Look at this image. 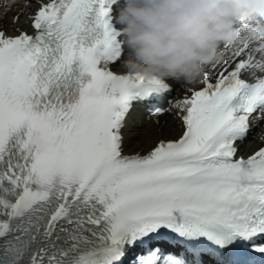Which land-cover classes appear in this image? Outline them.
<instances>
[{"label": "snow or ice", "instance_id": "6c2138e0", "mask_svg": "<svg viewBox=\"0 0 264 264\" xmlns=\"http://www.w3.org/2000/svg\"><path fill=\"white\" fill-rule=\"evenodd\" d=\"M119 4L25 0L11 20L32 31L0 26V264H264V146L238 155L264 122V47L222 45L173 102L114 70ZM135 104L182 133L127 153Z\"/></svg>", "mask_w": 264, "mask_h": 264}, {"label": "clouds", "instance_id": "9594fccd", "mask_svg": "<svg viewBox=\"0 0 264 264\" xmlns=\"http://www.w3.org/2000/svg\"><path fill=\"white\" fill-rule=\"evenodd\" d=\"M262 14L264 0H122L115 17L124 49L120 71L194 83L224 58L222 45L235 50L258 38L264 47ZM242 18L252 25L247 30Z\"/></svg>", "mask_w": 264, "mask_h": 264}, {"label": "bare ground", "instance_id": "6f19581e", "mask_svg": "<svg viewBox=\"0 0 264 264\" xmlns=\"http://www.w3.org/2000/svg\"><path fill=\"white\" fill-rule=\"evenodd\" d=\"M25 1V0H22ZM21 7V4L16 3L14 5L15 11ZM9 13H7V16L3 19H8ZM175 85L177 87H181L184 83V81H174ZM195 84V82H194ZM166 126L159 127L152 122H146L144 120H138L131 122L129 125L132 126L131 133H125L126 139L128 137L132 139L130 142L127 141L126 143V149L129 152H134L135 150L143 148V151L148 149L151 145L155 143L158 139L170 137L173 138L179 133V128L175 123V120L171 116L164 117ZM138 123H142V128L138 127ZM257 144H253V146H256Z\"/></svg>", "mask_w": 264, "mask_h": 264}]
</instances>
